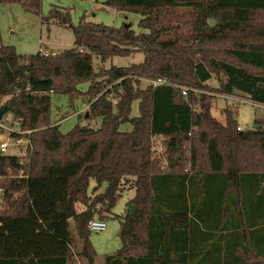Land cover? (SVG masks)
I'll use <instances>...</instances> for the list:
<instances>
[{
  "label": "trees",
  "instance_id": "16d2710c",
  "mask_svg": "<svg viewBox=\"0 0 264 264\" xmlns=\"http://www.w3.org/2000/svg\"><path fill=\"white\" fill-rule=\"evenodd\" d=\"M13 3L73 28L75 40L31 55L0 43V96H8L0 116L12 113L33 143L24 164L0 154V264H68L74 255L95 264L88 221H106L125 184L134 195L127 213L114 215L121 246L105 264H264V129L256 121L237 130L231 104L219 121L216 97L203 91L264 104V0H103L139 13L142 33L75 25L67 8L44 14L43 0H0ZM136 52L138 64H93ZM158 77L172 85L141 81ZM181 86L202 92L184 95ZM53 94L88 105L85 122L62 132ZM21 168L28 177L14 176Z\"/></svg>",
  "mask_w": 264,
  "mask_h": 264
},
{
  "label": "rangeland",
  "instance_id": "374dc122",
  "mask_svg": "<svg viewBox=\"0 0 264 264\" xmlns=\"http://www.w3.org/2000/svg\"><path fill=\"white\" fill-rule=\"evenodd\" d=\"M53 6L67 8L71 14V20L75 25L78 24L81 19H84L113 26H121L124 24L131 25L137 33L146 31L139 26V20L141 18L139 13L119 11L99 0H43V13L47 14ZM172 20L176 21L177 19L173 18ZM74 40L75 36L73 28L71 27L60 25L55 20L42 22L38 15L25 11L18 3L0 4V43L14 46L19 54L31 55L39 52L47 54L58 53L74 46ZM143 59V53L136 52L127 56H115L103 63L95 57L93 59V64L95 69L109 68L111 66L127 67L131 64H138L142 62ZM141 81L142 83H146L144 80ZM210 83L213 84V81H210ZM88 85V81L83 82L80 84V88L85 90ZM203 91L216 97L211 111L213 116L219 121L225 122L223 109L227 104H231L238 125L246 128H254L257 121L264 129V104L256 103L251 100L246 102H235L231 98H225V93L210 89ZM7 97L8 96H0V106ZM52 101V120L60 124L59 127L62 132L66 133L76 124H83L85 122L82 113L86 111L88 105L82 103L81 99H78L75 104L71 106L66 95L53 94ZM138 115V101H134L132 103L131 116ZM99 124L100 120H98L95 125ZM131 129L132 126L130 124H123L120 127V130L123 131H130ZM162 141V137L154 139L155 149L158 152L164 150ZM19 153V148L10 147L5 155ZM94 185L95 182L91 181L90 192ZM124 188L125 190L119 197L112 212L108 214L106 229L104 231L90 233V240L97 253L95 264H105V256L115 253L121 246L120 219L114 215L127 213L129 209V200L134 195V189L130 188V184H125ZM71 227L74 231L73 223H71ZM69 262V264H88L84 257L76 255H74Z\"/></svg>",
  "mask_w": 264,
  "mask_h": 264
},
{
  "label": "built area",
  "instance_id": "2783aa9c",
  "mask_svg": "<svg viewBox=\"0 0 264 264\" xmlns=\"http://www.w3.org/2000/svg\"><path fill=\"white\" fill-rule=\"evenodd\" d=\"M146 83L156 85H172V81L164 78H150V79H143ZM181 92L184 95H187L189 91H195L196 93H201L200 89L198 88H191L187 86H181ZM118 91L120 93L123 92L122 88H119ZM225 98H231L235 102H246L250 99L244 97L233 96L229 94H224ZM113 103L117 102V97L113 94L109 96ZM94 125V122L91 123ZM250 128H246L244 126L238 125L237 130H246ZM31 130L23 129L21 127V122L16 119L12 113H7L0 116V154L5 155L10 147H17L20 149L19 154H13L12 156H18L20 158L19 163L24 164L25 161L29 159L30 154L33 150V143L30 138ZM17 178H26L28 175L25 173V170L21 168L16 175ZM5 203V197L3 195V190L0 188V210ZM99 208V206H97ZM88 230L91 232H100L104 231L107 227L106 221L95 216L88 221L87 224Z\"/></svg>",
  "mask_w": 264,
  "mask_h": 264
},
{
  "label": "crops",
  "instance_id": "0c3cea01",
  "mask_svg": "<svg viewBox=\"0 0 264 264\" xmlns=\"http://www.w3.org/2000/svg\"><path fill=\"white\" fill-rule=\"evenodd\" d=\"M99 1H100V2H103L102 0H99ZM44 54H47V53H44ZM95 259H96V258H95ZM69 263H70V262H69ZM69 263H68V264H69ZM95 263H96V262H95Z\"/></svg>",
  "mask_w": 264,
  "mask_h": 264
},
{
  "label": "water",
  "instance_id": "95a60500",
  "mask_svg": "<svg viewBox=\"0 0 264 264\" xmlns=\"http://www.w3.org/2000/svg\"><path fill=\"white\" fill-rule=\"evenodd\" d=\"M103 1V0H102ZM132 209H133V207H132Z\"/></svg>",
  "mask_w": 264,
  "mask_h": 264
}]
</instances>
